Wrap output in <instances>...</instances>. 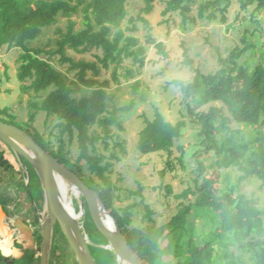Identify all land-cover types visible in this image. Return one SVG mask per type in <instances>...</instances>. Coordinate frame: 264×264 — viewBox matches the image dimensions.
Returning <instances> with one entry per match:
<instances>
[{
	"label": "trees",
	"instance_id": "trees-1",
	"mask_svg": "<svg viewBox=\"0 0 264 264\" xmlns=\"http://www.w3.org/2000/svg\"><path fill=\"white\" fill-rule=\"evenodd\" d=\"M156 1L145 0L144 13H151ZM198 1L164 0V14L178 12L184 22L189 19L196 22L198 18L215 21L221 14V21L227 22L232 0H202L198 5L197 17H191L193 5ZM238 1L244 11L248 12L252 8V16L264 8V0ZM128 2L0 0V49L4 46L22 49L18 79L22 82L31 80L26 89L37 94L53 87L42 101L31 103L35 111L30 119L34 120L41 111L57 117V147H51L50 142L29 124H24L22 129L101 194L143 264H264V208L257 206L241 189L244 180L250 178L264 182V136L261 132L256 136L251 133L264 126V51L260 61L247 59L241 63L246 52L256 47L247 39V32L243 37L246 46L234 48L227 58L220 57V68L214 73L198 72L191 81H173L187 101H195L200 107L219 103L198 113L189 108L195 115L192 120L199 128L197 136L201 146L197 152L198 177L195 186L177 195V198L189 201L182 203L178 213L161 225L154 220L153 211L147 206V217L152 224L143 227L132 226L131 209L136 204L123 212L115 207V191L119 187L109 175L112 163L106 154L100 152L98 144H103L104 150L112 151L111 142L115 141L113 128L124 130L120 113L130 110L132 105L110 109V81H101L97 77L102 68L113 67L114 79L118 81L117 70L126 60L133 61L139 67L145 65V47L140 44L139 38L126 34L122 28L128 17ZM76 14H82L83 17V27L79 30H76L77 24L71 19ZM60 17L69 19V22L67 31L59 30L61 38L56 41V49L47 51L29 46L45 28L57 24ZM142 20L147 23L144 18ZM157 47L167 55L163 43L157 44ZM94 50L100 54L96 53L97 61L92 62L76 61L68 54V51L85 54ZM57 57L60 64H69V70L77 71L75 79L56 68L52 60ZM90 71L92 76H89ZM132 73L129 70L127 76ZM81 85L90 88L91 92L77 97ZM3 113L8 118L0 116V120L19 126L8 109L3 110ZM233 122L248 128V132L240 128L233 129ZM186 124L184 120L172 123L157 111L154 119L147 120L146 126L140 131L138 152L143 155L167 152L171 156L176 141L183 136ZM0 143L9 148L2 141ZM75 143L78 155L73 161L67 155ZM115 147L126 152L121 140L115 141ZM180 149L183 153L186 151L185 147ZM211 152L214 153L215 161L206 164L205 155ZM4 153L0 151V165L7 172H15L16 168ZM111 157L119 158L115 152H111ZM182 157L178 160L184 167ZM28 165L31 187L33 180H36L41 190L37 172ZM174 165L169 160L168 170L174 169ZM232 170L239 172L234 181ZM165 173V170L161 171L163 177ZM21 186L26 190L25 179L21 181ZM168 191L172 193V188L169 187ZM141 193L142 189L132 192L133 195ZM85 208L87 224L95 243L90 245L92 253L103 252L109 264H118L113 251L96 246L107 239L94 223L87 202ZM198 221H203L205 227L200 228ZM57 234L64 236L59 225L56 227ZM163 238L168 239L165 247L161 244ZM55 242L53 249L58 248V242ZM232 246L236 250H232ZM36 259L34 254L27 251L24 257L15 260V264H33Z\"/></svg>",
	"mask_w": 264,
	"mask_h": 264
},
{
	"label": "rangeland",
	"instance_id": "rangeland-1",
	"mask_svg": "<svg viewBox=\"0 0 264 264\" xmlns=\"http://www.w3.org/2000/svg\"><path fill=\"white\" fill-rule=\"evenodd\" d=\"M201 1L199 0L197 4L193 5L191 17H197L198 5ZM232 1L226 23L221 21V14L215 21L198 18L196 22H192L190 19L184 22L183 16L178 12L164 14L166 8L164 0H157L153 11L147 14L143 11L146 6L145 0H129L128 2V17L123 22L122 28L126 34L139 38L140 44L145 47V65L139 67L133 61L126 60L117 70L118 81L114 79L113 67L101 69V74L97 78L101 81H110L109 108H124L131 105L132 107L130 110L120 113L124 130L113 128L115 141L124 142L126 152L123 153L119 148H116L115 141L111 142L112 151L104 150L101 143L98 144V148L100 152L108 156L112 163L109 175L119 187V190L115 191V207L123 212L129 206L137 205L131 209L133 212L132 226L134 227L152 224V221L147 217V206L153 211L154 220L161 225L178 213L182 203L189 201L177 198V195L189 187H194L195 179L198 177L197 159L199 156L197 152L201 148L197 136L199 128L193 122L192 119L195 118V115L189 111V108L198 113L207 110L210 106L219 105V103H210L200 107L195 101H187L180 87L173 81L179 79L187 82L193 80L198 72L210 74L217 71L220 68V57L227 58L234 48L246 46V43L243 42L246 32L249 34L247 39L256 44V47L246 52L241 63H245L247 59H252L255 62L261 60L262 51H264V8L252 16V8L246 12L241 9L240 1ZM71 19L77 24L76 30L83 27L82 14L73 15ZM68 22L69 19L60 17L57 24L45 28L40 37L31 42L29 46L44 48L47 51L56 49V41L61 38L59 30L67 31ZM159 43L164 44L167 55L160 52L157 47ZM21 53L22 49L19 47L4 46L0 49V116L8 118L3 113V110L8 109L9 114L15 116L19 127L23 128L24 124H29L32 129H36L46 141L50 142L51 147L56 148V136L59 133L57 117L49 116L41 111L37 113L34 120L30 119L35 111L31 103L42 101L53 87L39 94L26 89L31 84V80L22 82L18 79ZM96 53L100 54L95 50L85 54L68 51L69 56L76 61L89 62L97 61ZM58 58L52 60L56 68L71 79H75L77 71L69 70V64H60ZM129 70H132L133 73L127 76ZM92 74L90 71L89 76ZM80 88V91L76 93L77 97L91 92L90 88L83 85ZM157 111H160L172 123H177L180 120L187 122L183 129V136L176 141L171 156L167 152L143 155L137 150L140 131L146 126L147 120L154 119ZM231 127L243 129L245 133L248 132V128L235 122L231 124ZM97 129L100 131L99 128ZM258 132L264 136V126L251 133L256 136ZM182 147L186 148L184 153L180 149ZM3 149L7 152L6 157L14 165L16 171L7 172L0 165V199L3 198L9 208V213L6 216L0 214V230L4 224H7L11 231H20L18 226L20 222L29 231L23 228L26 233L19 237L20 239L18 236L11 239L8 233H5L6 240H10L13 246L17 244L21 247L19 253L15 249L12 252L22 256L25 248H29L31 254H39L40 236L37 233L39 238L34 242L33 227L30 224H33L34 219L32 206L36 209L35 203L40 202L37 194L40 191L39 182L33 180L31 187L33 201L27 189V182H25L26 190L21 186V181L26 179V172L20 166L21 163L17 162L9 148L7 149L0 143V151ZM111 152H115L119 158L111 157ZM77 155L78 150L75 143L70 147L67 157L75 161ZM180 156H183L184 167L178 160ZM205 156L206 164L215 161L213 152ZM169 160L175 163V168L172 170H168ZM20 167H22V173H19ZM163 170L166 171L165 177L161 175ZM87 174H89L88 170ZM238 174L239 172L236 170L231 171L232 181ZM92 176L96 178L94 175ZM169 187L172 188V193H169ZM140 189H142L141 195L132 194ZM241 189L257 206L264 208V182L262 180L258 178L244 180ZM26 191L33 205L26 197ZM75 201L77 212H79V203L77 200ZM25 220H27V224ZM85 221H87L86 218ZM86 224H84L85 232L91 238V230ZM33 225L35 228L38 227L37 223ZM198 226L205 227L203 221H198ZM62 234L64 236L61 234L55 236L58 248L52 249L50 264H77L75 252L63 231ZM6 240L1 238L0 241ZM90 240L92 241V238ZM161 244L165 247L168 244V239L163 238ZM99 245L108 250L106 248L109 245L107 241ZM231 248L236 250L233 246ZM95 256L99 263L109 264L108 258L103 252L95 251ZM167 258L172 259V257ZM36 264H40L39 260Z\"/></svg>",
	"mask_w": 264,
	"mask_h": 264
},
{
	"label": "water",
	"instance_id": "water-1",
	"mask_svg": "<svg viewBox=\"0 0 264 264\" xmlns=\"http://www.w3.org/2000/svg\"><path fill=\"white\" fill-rule=\"evenodd\" d=\"M0 141L14 151L25 170L27 189L33 201L31 174L25 160L37 172L42 184L45 201L43 210L38 211L42 236L40 264H50L57 225H60L74 250L78 264H99L90 249V245L94 243L84 229L86 202L94 223L108 241L106 248L113 251L118 264H143L123 234L118 221L108 210L101 194L84 183L76 172L66 167L32 135L15 124L0 120ZM65 183L72 185L79 193L76 196L79 203L77 213L67 206L62 188ZM35 207L38 208L36 203ZM0 214H3L2 208Z\"/></svg>",
	"mask_w": 264,
	"mask_h": 264
},
{
	"label": "flooded vegetation",
	"instance_id": "flooded-vegetation-1",
	"mask_svg": "<svg viewBox=\"0 0 264 264\" xmlns=\"http://www.w3.org/2000/svg\"><path fill=\"white\" fill-rule=\"evenodd\" d=\"M6 147V146H5ZM7 149H8V147H7ZM9 150L12 152L13 150L9 147ZM3 151L5 152L4 153V155H5V157H6V155H7V152L3 149ZM13 154L12 155H14L15 156V158L17 159V162H19V160H18V158H17V156H16V154L14 153V151L12 152ZM7 158V157H6ZM8 159V158H7ZM9 160V159H8ZM25 160V159H24ZM10 161V160H9ZM11 162V161H10ZM25 163H26V165L29 167V165H28V161L27 160H25ZM20 164V163H19ZM21 166V165H20ZM22 168V167H21ZM31 174V173H30ZM25 182H26V179H25ZM40 185H41V190L37 193L38 194V196H39V203L38 202H36V204H38L37 205V207L38 208H36V209H34V206H32V211H33V213H34V216H33V224L34 223H37L38 224V227L37 228H35L34 227V225L32 224V223H30L31 224V226L33 227V239H34V242H35V240L36 239H38L39 238V236H40V244H41V241H42V236H41V232H40V229H39V227H40V224H39V212L38 211H42L43 210V206H44V201H45V198H44V193H43V188H42V184H41V181H40ZM32 191V190H31ZM26 197L31 201V199H30V197L28 196V193H27V191H26ZM31 203H32V201H31ZM32 205H33V203H32ZM0 208H2V210H3V215L4 216H6L8 213H9V208H8V206L5 204V200L2 198V199H0ZM25 223L27 224V220H25ZM58 226V225H57ZM56 226V227H57ZM60 226V225H59ZM27 229V228H26ZM28 230V229H27ZM23 231V230H22ZM37 233H38V235H37ZM55 236H56V228H55ZM55 236H54V241H55ZM7 242H8V239L6 240ZM5 241H3L2 243H1V248H3L4 249V251L6 252V254H11V253H13L12 252V248L10 247L11 245H12V242H10V243H8L7 245H4L3 246V243H4ZM94 243V242H93ZM40 244H39V254H34V256H35V258H40ZM93 245H95V243L93 244ZM15 246L16 247H18V248H21V247H19V245L17 246V244H15ZM53 246H54V243H53ZM96 246H100V247H102L101 245H96ZM102 248H105V247H102ZM29 250H31V249H29V248H25V250H24V254L21 256V257H19V258H22V257H24L26 254H27V251H29ZM109 250V249H108ZM1 252V254H2V256L0 255V264H10V263H7V262H5V258H8L2 251H0ZM94 256H95V254H94ZM9 258H12V257H9ZM95 258H96V256H95ZM117 259V258H116ZM96 260H97V258H96ZM98 261V260H97ZM39 263H40V260H39ZM98 263H99V261H98ZM78 264V263H77ZM100 264V263H99Z\"/></svg>",
	"mask_w": 264,
	"mask_h": 264
},
{
	"label": "bare ground",
	"instance_id": "bare-ground-1",
	"mask_svg": "<svg viewBox=\"0 0 264 264\" xmlns=\"http://www.w3.org/2000/svg\"><path fill=\"white\" fill-rule=\"evenodd\" d=\"M62 188H63V194H64V197L66 199L68 208L71 211H73V212L75 211L77 213L75 200H77L76 196H78V194H79L78 191L72 185H69L66 183L63 185ZM86 222L87 221H85V224H86ZM86 225L88 226V224H86ZM3 226H4L5 232L8 233V235L11 239H14L16 236H19V237L23 236L24 232H22V230H24L23 228H26V227H23V225L20 222L18 223L19 229H21L20 231H11V229L7 225H3ZM10 242L11 241L8 240V242L5 245H7Z\"/></svg>",
	"mask_w": 264,
	"mask_h": 264
},
{
	"label": "crops",
	"instance_id": "crops-1",
	"mask_svg": "<svg viewBox=\"0 0 264 264\" xmlns=\"http://www.w3.org/2000/svg\"><path fill=\"white\" fill-rule=\"evenodd\" d=\"M4 222V221H3ZM4 225H7V224H4ZM8 226V225H7ZM9 228H10V226H8ZM28 231V230H27ZM23 232L24 233H26V231H25V229L23 230ZM29 232V231H28ZM5 230H4V227H1V230H0V240H1V238H3V239H5L6 240V237H5ZM4 235V236H3ZM18 239H20L19 238V236H18ZM1 243L3 242V241H0ZM1 243H0V245H1ZM12 249H15L16 251H18V253L21 251L18 247H16L15 245L13 246V244L10 246ZM0 251H2L8 258H5V262H7V263H10V264H15V260H18V259H21V258H19V254L18 253H11V254H6L5 253V251H4V249L3 248H1V246H0ZM22 253V252H21ZM19 255V256H18ZM9 257H12V258H9ZM21 257V256H20ZM38 260H40V258H37L36 259V261L33 263V264H36L37 262H38Z\"/></svg>",
	"mask_w": 264,
	"mask_h": 264
}]
</instances>
